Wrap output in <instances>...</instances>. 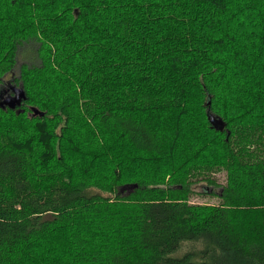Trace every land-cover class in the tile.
Masks as SVG:
<instances>
[{
  "label": "trees",
  "instance_id": "16d2710c",
  "mask_svg": "<svg viewBox=\"0 0 264 264\" xmlns=\"http://www.w3.org/2000/svg\"><path fill=\"white\" fill-rule=\"evenodd\" d=\"M10 84L0 264H264V0H0Z\"/></svg>",
  "mask_w": 264,
  "mask_h": 264
},
{
  "label": "rangeland",
  "instance_id": "374dc122",
  "mask_svg": "<svg viewBox=\"0 0 264 264\" xmlns=\"http://www.w3.org/2000/svg\"><path fill=\"white\" fill-rule=\"evenodd\" d=\"M37 48L38 44L35 41H31L30 43H24L20 49H19V56H18V63L16 66V71L15 75H17L20 71L21 66L23 65H29V66H37L40 64V59L37 55ZM11 78L8 76L7 80H10ZM13 86H16L13 84ZM6 96V95H5ZM2 100V99H1ZM218 182L220 184H225L226 182V177L225 174H218L216 176ZM198 187V186H196ZM131 191L130 187L122 188L119 189V193L121 196H126L129 192ZM197 192H200L201 189L197 188ZM192 201L195 203H209V204H217L219 202V199L217 197L213 196H208V195H195L192 197Z\"/></svg>",
  "mask_w": 264,
  "mask_h": 264
},
{
  "label": "water",
  "instance_id": "95a60500",
  "mask_svg": "<svg viewBox=\"0 0 264 264\" xmlns=\"http://www.w3.org/2000/svg\"><path fill=\"white\" fill-rule=\"evenodd\" d=\"M12 94L6 95L2 98L0 101V106L4 108H9L12 110L20 109L23 102L26 100V93L22 87L13 86L12 87ZM21 110V109H20ZM24 111V110H21ZM32 115L33 116H39L43 117L45 115L44 112L40 111L37 108H31ZM216 129L223 131L224 126L223 125H214ZM230 133H228L229 136ZM130 187L131 189L136 187V184L134 185H126L124 188Z\"/></svg>",
  "mask_w": 264,
  "mask_h": 264
},
{
  "label": "flooded vegetation",
  "instance_id": "af4514ba",
  "mask_svg": "<svg viewBox=\"0 0 264 264\" xmlns=\"http://www.w3.org/2000/svg\"><path fill=\"white\" fill-rule=\"evenodd\" d=\"M9 86H10V90H9V92L6 93V95H9V94H12V93H13V92H12L13 84H10Z\"/></svg>",
  "mask_w": 264,
  "mask_h": 264
}]
</instances>
